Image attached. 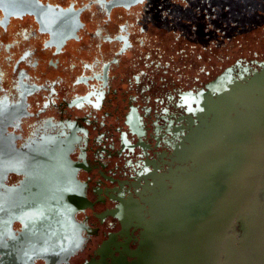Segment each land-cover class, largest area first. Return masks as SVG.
<instances>
[{
    "label": "flooded vegetation",
    "instance_id": "obj_1",
    "mask_svg": "<svg viewBox=\"0 0 264 264\" xmlns=\"http://www.w3.org/2000/svg\"><path fill=\"white\" fill-rule=\"evenodd\" d=\"M36 1L0 7V147L78 166L84 242L64 264H226L264 178V0Z\"/></svg>",
    "mask_w": 264,
    "mask_h": 264
},
{
    "label": "water",
    "instance_id": "obj_2",
    "mask_svg": "<svg viewBox=\"0 0 264 264\" xmlns=\"http://www.w3.org/2000/svg\"><path fill=\"white\" fill-rule=\"evenodd\" d=\"M35 5L36 0H0V7L12 13ZM12 170L26 177L19 189L4 183ZM77 170L69 156L44 147L21 150L17 163L6 146L0 147V264L39 259L64 264L82 247L84 226L75 214L86 206V196Z\"/></svg>",
    "mask_w": 264,
    "mask_h": 264
},
{
    "label": "bare ground",
    "instance_id": "obj_3",
    "mask_svg": "<svg viewBox=\"0 0 264 264\" xmlns=\"http://www.w3.org/2000/svg\"><path fill=\"white\" fill-rule=\"evenodd\" d=\"M264 109V105L262 106L261 105V109ZM262 111V110H261ZM260 116L261 117H264V115L263 114H260ZM244 138H246V137H244ZM246 142H244V144L241 146V148H240V151L238 152L239 154H238V157H239V159H238V161H239V163L240 164H246V162L248 161V159H247V153L249 152V150L251 149V147L247 144ZM256 162H261L263 159H264V153H262V154H260V155H257L256 157ZM242 165V166H243ZM229 168L231 169V165H229ZM233 170L234 171H237V170H235L234 168H233ZM255 170V169H254ZM240 171V170H239ZM233 179H230L229 178V181H228V183L229 182H231ZM227 183V184H228ZM264 183V178L262 179V184ZM257 184H258V182H256L255 183V185H254V187H258L257 186ZM226 186V184L223 186V187H225ZM228 194H229V192L227 191V192H225L224 193V197L225 196H228ZM228 198V197H227ZM236 199V198H235ZM234 199V200H235ZM211 204V203H210ZM210 204H208V205H210ZM214 204V202H212V204L211 205H213ZM260 204V203H259ZM194 205V204H193ZM197 204H195V206L194 207H197L196 206ZM210 205V206H211ZM191 206H192V204H191ZM194 207L192 206V208L194 209ZM246 207V206H245ZM258 207V209L259 210H255V213L254 214H250L249 216H247L246 215V213H245V221H242L241 220V222H244V226H243V230H244V238H246V240L247 241H249L251 244H252V246L251 247H253V249L255 248V244H256V242H259L260 241V251H261V253H262V259H261V263L262 264H264V234H262V233H257V232H255V230H254V227H255V224L256 223H263L264 224V211L263 210H260V205H258L257 206ZM196 210V209H195ZM198 211L196 212V213H198V212H200V211H202V210H200V209H197ZM210 210H211V212H210ZM213 210H214V208L213 209H208V213L210 212V214H212V212H213ZM232 210H234V207H230L229 208V213H228V218L229 217H231V214H232ZM193 212V211H192ZM241 216V215H240ZM241 218H242V216H241ZM248 218H250L249 220H248ZM184 221H180V223H179V227H178V229H177V232H178V236H177V242H178V244L180 243V241H181V233H182V229H183V223ZM215 226V225H214ZM215 228H217V226H215ZM232 241H233V239H232V235L229 233V235H228V246H229V248L232 250V251H234V252H231V251H229V255H228V253H224L225 255H227V259L228 258H230L231 259V263L230 264H236L237 262H238V260H236V258L237 257H239V255H237L236 253L237 252H240L239 250H236L234 247H233V244H232ZM176 242V243H177ZM171 245V244H170ZM170 245L168 246V250H169V248H170ZM167 252V251H166ZM223 254V253H222ZM221 259H222V257H221ZM254 258L253 259H249L248 261H244V262H241L240 264H253L254 262ZM154 263V262H153ZM255 264V263H254Z\"/></svg>",
    "mask_w": 264,
    "mask_h": 264
},
{
    "label": "rangeland",
    "instance_id": "obj_4",
    "mask_svg": "<svg viewBox=\"0 0 264 264\" xmlns=\"http://www.w3.org/2000/svg\"><path fill=\"white\" fill-rule=\"evenodd\" d=\"M259 102L262 104L264 103V99H259ZM263 118H260V122H259V127H263L262 125V121H263ZM254 153L257 155H260L262 153H264V136H263V141L259 144L258 148L255 149ZM263 179V178H262ZM262 184L261 183H258L257 184V189H256V196H258L260 198V210H263L264 211V191L262 190V187H261V190H260V186ZM264 187V185H262ZM172 202L173 204V201H169V203ZM257 205V206H258ZM242 218H241V216ZM245 213H244V210L242 213H239V215H236L235 217H233V223L231 225V228H229V233L233 236V241H232V244H233V247L236 249V250H239L243 255L242 256H239L236 258V260H238V262L236 264H240L241 262H244V261H248L249 259H253L254 258V263L255 264H262L261 263V259H262V253L260 251V241L259 242H256L255 244V248L253 249L252 244L246 240V238H244V230H243V226H244V222H241L242 221H245ZM219 227V225H217V228ZM254 230L255 232L257 233H262L264 234V224L263 223H256L255 224V227H254ZM169 242L167 240H163V244L162 246L164 247H168L169 246ZM223 254H221V257L222 259H220V262H225L226 264H230L231 263V259L228 258L227 259V255H225L224 253H227V252H222ZM253 263V264H254Z\"/></svg>",
    "mask_w": 264,
    "mask_h": 264
}]
</instances>
